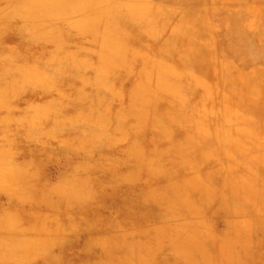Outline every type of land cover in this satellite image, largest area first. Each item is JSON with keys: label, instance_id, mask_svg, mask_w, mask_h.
I'll return each instance as SVG.
<instances>
[{"label": "rangeland", "instance_id": "374dc122", "mask_svg": "<svg viewBox=\"0 0 264 264\" xmlns=\"http://www.w3.org/2000/svg\"><path fill=\"white\" fill-rule=\"evenodd\" d=\"M233 15L248 32L262 29L264 38V0L173 6L165 0H0V255L14 242L40 239L51 245V262L32 256L24 264H108L122 256L123 243L143 252L159 246L161 229L167 239L160 240L158 264H194L180 254L182 237L192 232L203 235L199 252L204 248L208 264H264V167L236 208L224 184L228 164L220 160L221 139L233 136L249 149L251 132L264 138V65L245 67L220 43L221 24ZM111 35L118 36V54ZM160 72L181 91L164 90L158 99L160 114L170 109L184 125L175 126L172 142L179 146L190 137L199 179L211 181L217 196L209 202L193 190L191 212L177 208L174 216L166 214L165 201H147L154 189L163 196L169 181L148 183L145 171L135 179L142 128L128 115L141 108L135 90L141 83L156 87ZM153 117L145 119L141 144L148 158L171 147L170 137L159 138L152 127ZM240 157L232 174L249 177ZM187 172L196 174L181 169L174 181L182 184ZM168 235L178 238L177 246ZM21 254L2 264H19Z\"/></svg>", "mask_w": 264, "mask_h": 264}, {"label": "bare ground", "instance_id": "6f19581e", "mask_svg": "<svg viewBox=\"0 0 264 264\" xmlns=\"http://www.w3.org/2000/svg\"><path fill=\"white\" fill-rule=\"evenodd\" d=\"M165 1L167 3V6L168 5L173 6V5H176L177 3L178 4L180 3V5H194V4L199 3V0H165ZM83 2H84V0H83ZM261 6H263V5H261ZM241 20L242 19L240 16L233 15L232 17H230L229 23L226 24L223 21V24H221V27H220L222 32H223V35L220 39L221 46H223V48L226 50H231L232 54L236 58H238L240 63H242L245 67H253L255 64L264 65V38L262 37L263 30L258 29V30H253V32H250V31L248 32L245 28H243V26L240 22ZM149 26H150V24H148V27ZM150 30L154 31L155 29H153V27L150 26ZM94 31H96V29ZM105 36H106V38L108 37L110 39V34L109 35L107 34ZM111 42H112L111 43L112 50H115V53L118 54V51H116L120 46L119 42H118V36L116 35V38H115L113 35H111ZM192 50H190V51L192 52ZM28 53H30V52H28ZM218 72H219V70H218ZM32 73L33 72H27V75L33 76ZM163 75H164L163 73H161V72L159 73L157 84L155 85L156 87H152L146 83H141V85H139L137 90H135L134 95L136 97V99H135L136 102H139V105L141 106V108H140V110H130L128 112V115L132 114L131 116H135L136 117L135 120L137 121V126L142 128L141 131L136 133V137L138 138V141L136 142V146L134 147L135 148L134 151L136 153L135 160L137 162V166L135 167V172H134V176L136 175L135 179L136 180L140 179L142 173H144V171H145L148 178H149L148 183L152 182L155 184L156 181H159L162 179L169 181L170 187L166 188L163 191V196L162 195L157 196L156 194H154L153 192H154V190H156V189H154L151 192L152 194L148 195L149 199L147 201L149 203L153 202L156 205H160V204H162V202L165 201L167 203V207H168L166 214L174 216L175 215V209H177V208L180 210H184L182 208H186V210L191 212L192 206L189 202L188 197L191 195V192L193 190H196V189L200 190L201 194L205 195L206 199L208 201L217 199V196H216V190H214L213 185H211V181L208 180L210 182V185H206L205 182H202L199 179L201 171H200V168H198L196 166L195 162H193V160L191 159V156L195 153L196 148L193 147V142H191V139H189L190 137L185 141L184 144L179 145V146H177L176 144H174L172 142V140H173L172 135L175 132L174 131L175 126L176 127H179V126L183 127L184 125L180 122L178 115H175V113H174V115H172V112H170V109H168V111L165 114H160L158 99H159V95L164 90L165 91L169 90L176 95H181V91L176 88V84L173 83V80H174L173 78L170 77L168 80H165V79H163ZM172 75L174 76V73ZM165 76L167 78L166 74L164 75V77ZM78 80H79V78H78ZM106 85H107V82H105L104 87ZM215 97H216V95H215ZM150 113L152 115H150ZM149 116H154L152 119V127H154L156 129V133L158 134L159 138H160V136H161V138L170 137L171 147H170V149H168V151H165V152L155 151L148 158V154L146 153V151L144 150V148L142 147L141 144H142V138L146 134L145 130L147 128H149L148 119L145 120ZM163 121L166 122V124H162ZM121 123H122L121 125H117L118 128H120V129H121V127L124 126V122L122 119H121ZM159 124H161V126H159ZM150 127H151V125H150ZM252 134H254V137L252 139V144L250 145L251 148H249V149L247 147H238L237 144L239 143V141L237 139H235L232 135H231L232 137H230L229 140H227V139H225V140L221 139L220 140V145H219L220 146L219 150L221 153L220 160L223 162V164H225V165L228 164L227 170H226V172H227L226 177L227 178L225 179L224 184H225V187H227V189H228V192H229V195L231 198V204L233 205V207H236V208H238V206H239L237 204V202L241 197L246 198V196L248 194H250L251 191H254L253 186L250 184V182L251 181L255 182V178H254L255 174L254 173H256L259 165L264 167V138L260 137L259 134L256 135L255 133L251 132V135ZM140 138H141V142L139 141ZM153 141L157 145L158 140L154 139ZM234 144H235V146H233ZM244 150H246V151L251 150V152L245 151V153H244V152H242ZM210 154H212V152ZM239 156L246 157V162H245L244 166L249 168V172H250L249 177L248 176L244 177V176L233 175L235 171H237V170L239 171V168H238L237 164L232 163V162L236 161ZM242 157H240V158H242ZM42 161H40L39 163H41ZM225 161H227V162H225ZM72 163H74V162L72 161ZM76 163H77V161H76ZM241 164H242V162H241ZM37 168H38V166H37ZM181 169L182 170L185 169V171L186 170L187 171L192 170L193 173L195 172L196 174H194V176L191 177V176H189V173L187 172L185 174L186 178L183 180V183L178 184L174 181V179L177 176V172ZM14 171H16V170H14ZM69 172H71V171H69ZM5 180H6L5 182L9 181L8 179H5ZM16 180H17V178H16ZM5 182H4V185H5ZM12 185H13V183H12ZM155 185H157V184H155ZM151 186H153V185H151ZM43 187H44V185H43ZM49 188H50V186H49ZM81 188L78 187V189H76L77 198L83 197V194H82L83 190ZM41 194L42 193H40V195ZM105 194H106V191H105ZM108 199L110 200V198H108ZM133 199H132V201H133V205H134V203L136 202V199H134V200ZM226 199H228V196L224 195L222 197V200L225 201ZM47 203H49V201ZM125 205L128 206V204H125ZM137 217H138V215H137ZM92 220H93V218H92ZM31 225H32V223H31ZM102 225H104L103 222H102ZM2 226H4V225H2ZM187 229H186V231L188 232L189 229L188 230ZM37 230L40 232L41 229L39 228ZM160 230L161 229H159L158 236H157V238H158L157 242H160L159 246H157V247L152 246V245L146 246V248L144 249V252L142 249H140L139 245H136L135 243L133 244V243L127 242V243H123L121 246H118V247H122V250H123L122 256L121 257L119 256L118 258H114L117 255H114V257L111 255L113 250H114L111 246V245H113V243H111V245H109V246L108 245L105 246L104 248H105L106 253L110 254L113 257L108 262V264H158L157 263L158 262L157 261V258H158L157 252L161 248V241L164 239H167V238L162 237L164 232H160ZM174 235H176V233ZM164 236H167V235H165V233H164ZM45 237H47V236H45ZM54 237H56V236H54ZM77 237H78V235H77ZM168 237H169L168 239L170 241L173 242V240H174V244L176 246L178 245V243H177L178 238L177 237L174 238V236H172V235H168ZM60 239H62V238H60ZM76 239L77 238H75V240ZM202 240H203V235L200 233H193V232L192 233H186L185 236L182 237V240H181L182 246H183V249H181V253H180L181 256H183V258L188 260V261H192L194 264H208V258L206 257V254L204 252V248H203V252H201V253L199 252L201 249L200 247L202 246V243H201ZM39 241H41V240L39 239ZM39 241L36 242V240H34V241L29 242V241H23V239H22V241H19L17 243V245H16L17 248L15 246L16 242L13 243L14 244L13 246L11 244L7 245V246H9L7 248L10 250V252H7L6 256H4V254H2L3 256L0 255V263L1 264L4 263L5 259L16 258L17 256H15L13 254H16L17 252H22L24 254L25 253L28 254V255H24V254L22 255L21 254L19 256V264H24L25 259L27 260V258L32 257V256H40L44 260L51 262V260H52V252L50 249L51 245H49V244L45 245L42 241L41 242H39ZM51 242H53V241H51ZM85 244H86V242H85ZM198 252L201 254V256L196 254ZM55 256H57V254ZM227 257H228V260L233 262L234 258L236 256L234 257V255L233 254L231 255V253L229 252L227 254ZM236 264H237V262H236Z\"/></svg>", "mask_w": 264, "mask_h": 264}]
</instances>
